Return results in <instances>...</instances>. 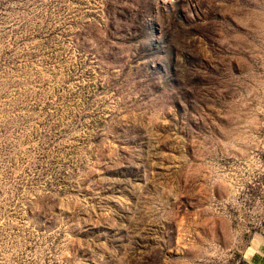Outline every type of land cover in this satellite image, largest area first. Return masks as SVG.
I'll return each instance as SVG.
<instances>
[{
  "label": "rangeland",
  "instance_id": "obj_1",
  "mask_svg": "<svg viewBox=\"0 0 264 264\" xmlns=\"http://www.w3.org/2000/svg\"><path fill=\"white\" fill-rule=\"evenodd\" d=\"M0 264H264V0H0Z\"/></svg>",
  "mask_w": 264,
  "mask_h": 264
}]
</instances>
